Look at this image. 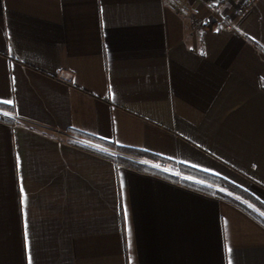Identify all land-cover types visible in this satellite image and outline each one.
<instances>
[{"label": "crops", "instance_id": "0c3cea01", "mask_svg": "<svg viewBox=\"0 0 264 264\" xmlns=\"http://www.w3.org/2000/svg\"><path fill=\"white\" fill-rule=\"evenodd\" d=\"M243 1L0 0V264H264V0ZM94 140L223 179L251 216Z\"/></svg>", "mask_w": 264, "mask_h": 264}, {"label": "trees", "instance_id": "16d2710c", "mask_svg": "<svg viewBox=\"0 0 264 264\" xmlns=\"http://www.w3.org/2000/svg\"><path fill=\"white\" fill-rule=\"evenodd\" d=\"M0 111H6L14 115V111L11 108H6L4 106H0ZM0 122L10 125V126H15L18 123L15 120L3 119V118H0ZM94 141L105 147H108L116 151L117 153L123 156V157H114V158L113 157H103L102 155L92 152V154L96 156L103 157L109 160L116 166V168L121 167V168L132 170L141 175H148V176L159 178L173 185H176L184 189L190 190L192 192L201 194L205 197L223 201L234 207L240 208L242 211H244L245 213L251 216L250 212H248L246 208H243L242 206L237 204L234 201V199L231 198L230 196L233 195V196H237V197L244 198L247 200L250 198H248L246 194H244L234 185L226 182L223 179L210 176V175L204 174L202 172H198L196 170H193V169H190L184 166L176 165L172 162H169L167 160H164V159H161L155 156L147 155V154L136 152V151L121 149L114 145L106 144L98 140H94ZM124 157L131 158L132 160L124 158ZM133 160H148L156 166H159L161 168H166L170 170L171 172L178 173L181 177H184L187 180L173 177L168 174L162 173L158 170H155L153 168L143 166L141 164L134 162Z\"/></svg>", "mask_w": 264, "mask_h": 264}, {"label": "built area", "instance_id": "2783aa9c", "mask_svg": "<svg viewBox=\"0 0 264 264\" xmlns=\"http://www.w3.org/2000/svg\"><path fill=\"white\" fill-rule=\"evenodd\" d=\"M169 1H175V2H179L182 0H169ZM229 0H217V3L219 5H225ZM256 0H244L243 3L241 4V6L238 8L237 10V15L238 17L243 16L244 14H246V12H248L250 10V8L253 6L254 2ZM226 31H231L232 30V24L228 25L225 28Z\"/></svg>", "mask_w": 264, "mask_h": 264}, {"label": "rangeland", "instance_id": "374dc122", "mask_svg": "<svg viewBox=\"0 0 264 264\" xmlns=\"http://www.w3.org/2000/svg\"><path fill=\"white\" fill-rule=\"evenodd\" d=\"M154 165V164H153ZM157 168H160L159 166H156Z\"/></svg>", "mask_w": 264, "mask_h": 264}]
</instances>
